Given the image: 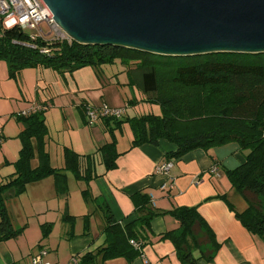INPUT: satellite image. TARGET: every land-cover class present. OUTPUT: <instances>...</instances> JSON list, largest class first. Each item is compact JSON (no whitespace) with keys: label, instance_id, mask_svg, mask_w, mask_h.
Listing matches in <instances>:
<instances>
[{"label":"trees","instance_id":"16d2710c","mask_svg":"<svg viewBox=\"0 0 264 264\" xmlns=\"http://www.w3.org/2000/svg\"><path fill=\"white\" fill-rule=\"evenodd\" d=\"M43 50L49 52L43 53ZM0 60L8 63L11 79H15L22 70L39 67L59 74H72L91 67L100 74L105 66L120 61L122 72L128 75V85L143 94V101L159 106L161 114L103 118L107 127H112L109 130L111 141L99 150L106 170L117 168L121 154L117 150L114 131L122 130L125 124L133 133L132 148L144 144L158 146L161 140L175 145L177 150L167 154L168 160L179 159L198 149L210 151L235 143L246 155V160L225 174L232 189L245 198L248 206L238 211L225 195L219 198L227 203L250 233L264 240V205L261 201L264 197V53L162 56L115 45L32 38L31 34L16 26L0 29ZM131 103L138 105L137 101ZM44 113L43 109L25 116L17 115L25 130L19 137L22 149L15 164L16 172L0 184V243L17 238L25 230L24 227L15 230L13 226L7 208L9 193L20 196L32 184L49 177L66 176L67 173H72L87 185L101 177L95 171L96 158L81 156L68 148L65 165L61 168L52 166L50 154L46 151L48 129ZM35 148L40 153V164L32 168ZM83 196L90 198V190L83 191ZM133 200L138 217L122 226L109 216L103 231L106 243L94 251L74 257L78 264H106L121 257L131 261L141 256L143 250H138L131 242H138L144 249V234L151 231L156 218L165 215L173 216L179 228L166 233L162 239L172 241L183 264H199L201 259L214 261L221 246L199 214L198 207L159 211L153 208L152 197L141 192ZM91 216L83 217L88 226ZM64 220L75 224L77 219L68 215ZM52 229L51 223L43 225V240L50 236ZM195 250H200L201 257L194 256ZM73 259L71 264H75Z\"/></svg>","mask_w":264,"mask_h":264},{"label":"crops","instance_id":"0c3cea01","mask_svg":"<svg viewBox=\"0 0 264 264\" xmlns=\"http://www.w3.org/2000/svg\"><path fill=\"white\" fill-rule=\"evenodd\" d=\"M122 73L129 83L127 73ZM9 75L8 63H0V100L14 102L12 106H6L8 112L5 115L9 119L3 120L0 126L4 137L0 164L2 163L1 167H7V177L16 172L15 164L22 149L19 137L25 126L17 120V115L32 111L33 108L39 110L41 107H45L48 129L46 151L50 154L52 166L61 168L65 165V151L68 148L81 156L99 159L95 163L101 169L96 174L101 177L87 185L78 181L72 173H67L66 176L49 177L32 184L20 196L9 193L7 199H16V212L8 209L10 217H20L26 212V225L16 242L9 240L0 243V264H31V257L42 249L48 252L45 257L47 263L71 264L72 258L94 251L106 243L103 231L109 216H112L113 222L122 226L138 217L133 197L140 192L149 194L153 208L159 211L169 212L176 207H198L199 214L208 223L221 246L214 261L201 259L199 264H264V240L250 233L227 203L219 198L220 195H225L229 200L233 193L226 171L237 168L246 160V155L237 144H227L210 151L198 149L179 159L168 160L167 154L175 152L177 147L166 140H161L158 146L144 144L132 148L134 137H131L128 147L122 148L120 139L116 136L117 150L121 156L117 159V168L107 171L98 150L102 145L97 144L94 137H100L99 131L104 134L102 137H106L112 127L108 128L103 118L90 123L85 108L90 106L100 109L105 105L110 108L125 107L120 95L115 104L107 99L105 92L113 84V75V79L110 75L103 78L102 73L99 74L90 67L72 74H59L39 67L20 71L15 79H11ZM131 90V98L137 99L139 94L144 99L138 89L131 87ZM124 96L125 103L133 101L129 93ZM11 113L15 119H10ZM136 114L129 115L127 108L124 118L139 117ZM124 128L131 130L125 124L121 137ZM108 142L110 141L106 140ZM35 144L37 145L36 142ZM39 156L38 148H35L32 168L39 166ZM55 158L63 160L61 166L53 164ZM168 161L173 164L170 171L167 174L159 173L158 168ZM77 183L85 185L77 187L79 195L73 198L71 189ZM39 189L51 192L50 196L35 199L33 191ZM86 189L91 194L87 199L83 196ZM229 202L238 211L245 209L242 203L240 206L230 200ZM89 214L92 216L88 226L83 217ZM68 215L76 217L75 224L64 220ZM59 220L61 232L54 237ZM50 223L53 224L52 232L43 240V225ZM19 226L18 229L22 227ZM178 228L179 223L173 216L158 217L152 222L151 231L144 234L145 247L141 256L131 261L125 257L116 258L106 264H183L172 241L162 239L166 233ZM194 256L201 257L200 250H195Z\"/></svg>","mask_w":264,"mask_h":264},{"label":"water","instance_id":"95a60500","mask_svg":"<svg viewBox=\"0 0 264 264\" xmlns=\"http://www.w3.org/2000/svg\"><path fill=\"white\" fill-rule=\"evenodd\" d=\"M44 2L80 44L115 45L162 56L264 53V0Z\"/></svg>","mask_w":264,"mask_h":264},{"label":"built area","instance_id":"2783aa9c","mask_svg":"<svg viewBox=\"0 0 264 264\" xmlns=\"http://www.w3.org/2000/svg\"><path fill=\"white\" fill-rule=\"evenodd\" d=\"M0 20L4 29H11L19 26L23 30L35 31L31 34L32 38H42L50 40H68L73 39L61 28L56 22L55 17L44 0H0ZM48 28L49 30L47 31ZM43 53H48V50H43ZM45 110V107H41L39 110ZM33 112L38 110L32 109ZM32 111H24L20 114L25 116L30 114ZM124 108H110L107 105L102 106L100 109H94L88 107L86 114L90 123H94L99 118H117L121 119L125 116ZM3 143V132L0 129V145ZM172 163L167 162L158 168L159 173L167 174L172 168ZM131 244L142 251L141 245L132 241ZM46 251H41L38 255H35L31 259V264H49L44 261ZM75 264L78 262L73 259Z\"/></svg>","mask_w":264,"mask_h":264},{"label":"rangeland","instance_id":"374dc122","mask_svg":"<svg viewBox=\"0 0 264 264\" xmlns=\"http://www.w3.org/2000/svg\"><path fill=\"white\" fill-rule=\"evenodd\" d=\"M44 28L46 29V27L44 26ZM47 31L49 30L48 28L46 29ZM29 34H34L35 33V31H32V30H28L27 31ZM68 34V33H67ZM69 35V34H68ZM70 36V35H69ZM4 63L5 62V60H0V63ZM7 63V62H6ZM86 68V67H85ZM91 68V67H90ZM122 66H121V63H120V61H117L114 65H107V66H105L104 67V70L103 69H101V70H103V72H101L102 73V77L103 78H105L106 76L107 77H109V75H110V78H112V75L114 76L112 79H113V84H110L108 87H107V90H108V92L106 91L105 93L107 94V99L109 100V101H111L113 104H115L116 103V101L118 100V97H119V95H120V99H122V101H123V104H124V106L125 107H122V108H124L126 111H127V108H128V114L129 115H131V116H135V115H133V114H136V113H138L139 114V116H144V115H148V114H155V115H160L161 114V110H160V107L159 106H156V105H154V104H150V103H146L145 101H143L144 99H141L142 97L139 95V94H137L138 95V98L137 99H140V100H137V99H135V97H132L131 98V86H129V85H126V83H128V82H126L125 81V79L127 78L126 77V75H124L123 73H121L120 74V72H122ZM83 69V68H82ZM79 70H81V69H79ZM79 70H77V71H79ZM117 73H119V75H117L116 76V74ZM121 75V76H120ZM121 92V93H120ZM126 93H129V95H130V98L131 99H133V101H137L138 102V105H132V103L129 101L128 103H125V101H124V99L123 98H125L126 99V97L124 96V95H126ZM8 100V99H7ZM100 100V99H99ZM13 103L14 102H12V101H9V102H4L3 100H0V126H1V123L3 122V120H8L9 119V117L8 116H6L5 114H7L6 112H8V108H6V106H12L13 105ZM129 105H131V106H129ZM136 110H135V109ZM125 114H126V112H125ZM137 115V114H136ZM11 117H10V119H15L14 118V116L12 115V113H11V115H10ZM13 116V117H12ZM98 127H100L101 128V126L100 125H98ZM106 129V128H105ZM127 129V128H126ZM2 131V130H1ZM122 130H118V129H116L114 132H115V136H117L119 139H120V147H122V148H127L128 147V145H129V142H130V138L131 137H133V134H132V132H131V130H125V128L123 129V135H122V137H121V134H122V132H121ZM3 132V131H2ZM98 134H99V136L100 137H94V140L95 141H97L96 143L97 144H101L102 146H104L105 145V143H106V140H109V141H111V139H112V137H111V133H109V134H107L106 135V137H102L104 134L101 132V131H99L98 132ZM4 141V140H3ZM3 144V143H2ZM2 144L0 145V151H1V148H2ZM107 144V143H106ZM98 150H100V147L98 148ZM2 155V154H1ZM62 161L63 160H61V159H56L55 158V160H53V164L54 165H56V166H61V163H62ZM99 161V159H96V162H98ZM2 164V163H1ZM1 164H0V182L1 181H4L5 179H6V177H7V167H1ZM100 169H101V167L100 166H97L96 165V167H95V171H96V173H98V171H100ZM230 183V182H229ZM77 185V186H76ZM80 185V186H79ZM83 185H85V184H83V183H80V184H75V186H74V184H73V187H72V197L74 198L75 197V195H79V188H77V187H82ZM50 193L51 192H49V191H46V190H42V189H39V190H34L33 191V194H32V196H34V198L36 199V198H42L43 196H46V197H48V196H50ZM61 197V196H60ZM18 200H19V198H18ZM17 200V201H18ZM229 200L232 202V203H237V204H239L240 206H241V203H242V205L244 206V208L246 209L247 208V206H248V204H247V202H246V200H245V198L243 197V196H241V195H239V194H237L236 192H235V190H233V193L230 195V197H229ZM15 201H16V199H12V200H10V199H7V208L10 210V211H12V212H16V205H14V203H15ZM261 201H262V203H263V205H264V197L261 199ZM19 202V201H18ZM73 202H74V199H73ZM20 208V207H19ZM243 208V207H242ZM26 213V212H25ZM25 213L24 214H21V216L20 217H15L14 215L11 217L12 218V223H13V226H14V228H15V230L17 229L18 230V226L20 225V226H22V227H24L25 225H26V215H25ZM18 218V219H17ZM19 226V227H20ZM22 227H20V228H22ZM61 222H60V220L58 221V224L56 225V229H55V232H54V237H57L58 235H59V232H61ZM77 230H78V228H77ZM21 236V235H20ZM20 236H18L17 238H19ZM17 238H13L11 241H14V242H16V240H17ZM41 252V250L36 254V255H38L39 253ZM47 254H48V252H47ZM47 254H46V256H47ZM45 256V257H46ZM33 257V256H32ZM32 257H31V259H32ZM44 257V261L46 262L47 260H46V258ZM65 257V256H64ZM73 259V258H72ZM71 259V260H72ZM67 259H64V261H66ZM68 262V261H67ZM52 264V263H51Z\"/></svg>","mask_w":264,"mask_h":264}]
</instances>
